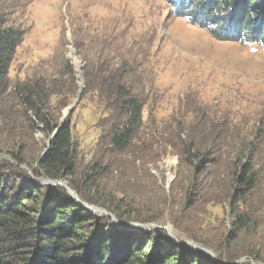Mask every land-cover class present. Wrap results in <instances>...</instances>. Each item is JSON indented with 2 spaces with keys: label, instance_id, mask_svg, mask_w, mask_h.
I'll list each match as a JSON object with an SVG mask.
<instances>
[{
  "label": "rangeland",
  "instance_id": "374dc122",
  "mask_svg": "<svg viewBox=\"0 0 264 264\" xmlns=\"http://www.w3.org/2000/svg\"><path fill=\"white\" fill-rule=\"evenodd\" d=\"M0 19L23 32L9 65L10 82L47 80L53 125L67 117L65 124L77 151V177L94 151L104 154L106 169L98 179L102 181L94 191L86 189L87 196L128 202L117 215L116 208L88 202L74 191L84 203L80 205L103 223L124 231H162L171 240L216 259L212 246L224 247L229 207L205 200L185 206L193 191L191 171L171 150V125L208 124L215 132H229L228 138L264 125V48L217 40L173 15L163 0H0ZM94 62L126 69L125 77L144 100L141 132L148 138L151 130L154 145L137 144L119 156L101 146L105 132L98 120L102 113L95 105L96 93L86 88ZM77 96L74 111L66 116ZM12 125L7 121V128ZM1 127L0 143L5 141ZM51 133L37 130L32 139L19 142L17 147L25 145L27 158L21 164L9 158L22 173L25 170L44 184V177L33 175L30 162L43 155ZM62 181L70 188L68 181ZM136 215L145 220L136 221ZM239 261L262 264L235 260Z\"/></svg>",
  "mask_w": 264,
  "mask_h": 264
},
{
  "label": "trees",
  "instance_id": "16d2710c",
  "mask_svg": "<svg viewBox=\"0 0 264 264\" xmlns=\"http://www.w3.org/2000/svg\"><path fill=\"white\" fill-rule=\"evenodd\" d=\"M163 1L173 15L201 27L217 40L264 48V0ZM22 35L0 19V124L5 134V141L0 143V264L250 263L235 262L240 258L264 264L263 124L230 138L229 132H215L208 124L171 125V150L191 171L193 191L185 206L191 208L205 200L229 207L231 220L228 231L222 234L224 247L212 246L216 259L171 240L162 231H124L103 223L72 199L63 186L44 184L25 170L27 174L22 173L18 165L13 166L11 159L19 164L27 159L25 145L17 147L20 141L32 139L37 130L49 134L57 127L51 120L47 80L10 82L9 65ZM89 71L86 88L96 93L95 105L102 113L98 120L105 132L101 146L119 156L137 144L154 145L151 130L148 138L141 132L144 100L125 77L126 69L121 65L114 70L105 62H94ZM7 121H12L11 128H7ZM104 160V154L94 151L78 178L77 151L69 124H64L45 153L29 162L36 178L66 180L84 200L105 205L108 210L114 207L117 214L128 202L87 196L99 188L102 180L98 179L106 169ZM139 220L136 215L138 222L145 219Z\"/></svg>",
  "mask_w": 264,
  "mask_h": 264
},
{
  "label": "water",
  "instance_id": "95a60500",
  "mask_svg": "<svg viewBox=\"0 0 264 264\" xmlns=\"http://www.w3.org/2000/svg\"><path fill=\"white\" fill-rule=\"evenodd\" d=\"M78 100H79V96H77L76 100L72 103V106H71L70 108H67V109H66V116H69V115L74 111L75 105H76V103L78 102ZM66 118H67V117H66ZM66 118H63V120L60 121V123L57 125V127L54 128L53 132L51 133V135H50L49 138L47 139L46 150H47L48 147L50 146L52 140L54 139V137H55V135H56V133H57V131H58L61 127L64 126V124H65V120H64V119H66ZM46 150H45V151H46ZM45 151H44V153H45ZM44 153H43V154H44ZM0 157H2V156L0 155ZM44 182H45L46 184H49V185H57V184H60V185L65 186V187L68 189V191L71 193V195H73V196L76 198V200H77V202H78L79 204H81V205L84 204V203H82V201H81L80 199H78L76 193H75L72 189H70V188L67 186L66 182H64V181H62V180H50V179H47V178H45V177H44ZM90 210H95V208H94V207H90ZM134 225H138V224H137V223H134ZM141 229L144 230V228H141ZM184 243H187V244H189V245H191V246H194V247H196V248H198V249L200 248V246H199L198 244H196V243H194V242H192V241H185Z\"/></svg>",
  "mask_w": 264,
  "mask_h": 264
}]
</instances>
